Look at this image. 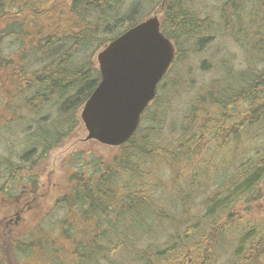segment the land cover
Returning a JSON list of instances; mask_svg holds the SVG:
<instances>
[{
	"label": "trees",
	"instance_id": "obj_1",
	"mask_svg": "<svg viewBox=\"0 0 264 264\" xmlns=\"http://www.w3.org/2000/svg\"><path fill=\"white\" fill-rule=\"evenodd\" d=\"M162 1L164 16L160 28L175 48L174 61L161 81L167 88L176 85L178 74L174 71L183 45L196 39L200 47L210 32L203 25L205 20L197 18L184 0ZM141 3L142 0H0L2 110L7 116L15 114V108L28 110L30 115H36L45 105L54 110L55 118L47 116L50 123L36 121L27 129L22 155L30 175L27 186L33 183L31 173L40 161L69 140L78 127L77 111L100 80L92 63L94 56L115 37L148 17ZM220 11L221 29L229 34L236 30V35L245 37L233 38L239 46L247 44L249 68L224 72L221 81L212 82L190 100L177 131L170 137L165 135L158 112L163 100L159 103L156 95L144 111L137 131L126 144L116 148V155L93 159L87 167L79 165L73 170L72 186L56 201L65 216L58 233L51 237L42 264H63L59 256L62 249L66 257L71 255L73 264H217V256L225 250L229 251L225 264H264V220L247 221L243 212L248 210L239 208L240 204L264 200V142L262 151L255 147L264 140V0H228ZM246 26L253 29L250 35ZM4 39L8 40L6 44L2 43ZM208 105L210 112L206 114ZM212 108L219 109V114L215 117L217 127L210 134L219 144H210L211 158L219 149L232 148L236 153L231 154V162L221 161L228 167L217 168L212 191L194 197L201 211L182 226L177 217L172 219L171 211L176 208L173 200L156 197L158 190L161 194L170 191L157 174L167 167H178L184 160L192 166L193 182L186 185L185 180L175 177L183 198L200 192L192 173L198 170V150L207 142L201 141L209 128L199 126L198 120L210 117ZM221 157L220 154L216 159ZM81 167L89 168V172ZM10 175L4 173V181ZM26 192L30 206L38 198L37 183L32 190L26 188ZM166 223L174 228L164 236L163 248L156 229H164ZM32 245L30 241L26 245L15 243L12 259L31 257ZM40 245L46 246V242L39 239L37 247ZM6 264L16 263L9 259Z\"/></svg>",
	"mask_w": 264,
	"mask_h": 264
},
{
	"label": "rangeland",
	"instance_id": "obj_2",
	"mask_svg": "<svg viewBox=\"0 0 264 264\" xmlns=\"http://www.w3.org/2000/svg\"><path fill=\"white\" fill-rule=\"evenodd\" d=\"M157 1L158 0H142L141 5L143 4V13L145 12L148 17L156 15L161 21V18L164 16V1ZM184 1L195 16L197 14V18L205 20L203 25L209 30L210 34H207L204 38L205 42L200 47L197 44L196 39L194 42H188L189 44L186 43L184 45L180 54V63H177V68H175L174 71L175 75L178 74V76L175 77L176 85L163 88V84L161 83V86L157 91V95H159L158 102L160 103L161 99L163 100V102L161 101L162 104L158 111L159 116L163 120L164 127L166 128L165 135L168 134L167 136L169 137L177 131L178 126L182 121V115L189 107V101L195 98L197 93H203L206 90L205 88H208L212 82L221 81L222 75L226 71L237 72L249 68L248 61L246 60L247 44L242 43V46H239V44L236 43V39L233 38L236 34V30L235 34L233 32L229 34L221 29L222 24L219 23V14H221L219 8H221L222 4L228 0ZM209 23H211V28H209ZM246 27L248 29L247 35H250L253 29H250L249 26ZM236 38L243 40L245 37L237 34ZM7 42L8 40L4 39L2 43L6 44ZM5 52L6 50H4V53ZM247 55L249 56L250 53L248 52ZM92 63L97 68L96 55L92 59ZM1 99H4L2 92H0V100ZM207 107L205 108L206 114L210 112V106L208 105ZM80 110L81 108L76 114L78 127L72 132L69 140L48 153L46 157L40 161L38 167L31 173L33 183L30 186H27L26 181L30 175L26 173L25 164L22 160V150L24 147V138L27 136V129L30 125L36 123V121L39 123H50L47 116L55 118L53 117L54 110L50 105H45L36 115H30L31 112L28 110L15 108V114L7 116V112L2 110L0 102V220L4 219L5 215L12 214V210L15 207V195H18L20 191L26 188L30 190L34 189L35 183H37L39 187L38 198L30 206L27 205L20 226L12 231L10 238L7 237L2 240L0 246V264H6V261L9 259L16 264H42L44 258H47L46 255L48 253V246L51 237L54 238L56 236L59 231L61 219L65 216L64 209L57 205L56 201L64 196L72 186V182L69 178L72 171L74 170L75 172V170L79 168V165H85L87 167V164L91 163V160L93 159H109L116 155V148L103 146L95 141H85L87 132L80 119ZM211 112L212 115L210 117H204L203 119L198 120L199 126L202 124L209 128V131H207L204 139L201 141L207 142H203L202 145H200V150H198L199 154L197 155V162L199 165L195 167L198 168V170L192 173V175H195L198 187L201 189L200 192H197L196 195L192 193L191 197L188 199L183 198L184 195H182L181 191L182 187L177 184V181L179 180L175 177L185 180V183L187 181V184L189 183V185L190 182H193L191 177L192 166L184 160L180 162L178 167H167V169L162 171V174H157L161 184L170 191H168V193L164 191V193L161 194L160 190H158L156 192V197L160 200L166 198L169 199V201L173 200V206L176 208L171 211L173 216L172 219L177 217V222H181V224H183L182 226H185L188 220L193 219V217L201 211V208L196 205L197 202L193 200L194 197L196 198L200 193L212 191L216 185L214 175L218 172L217 168L223 170L224 167H228L221 161L225 160L228 161L227 163L231 162V154L233 155V153H236L232 151V148L231 150L219 149L214 152L215 158H211L212 151H208L211 149L210 144L214 143L215 147L219 144L217 143L216 137L210 134V132L213 133L215 127H217L215 117L219 114V109L212 108ZM18 117L25 119L16 121L15 119ZM3 122L6 123L3 124ZM263 142L264 140H261L260 143H256L255 147H260V150L262 151L261 146ZM220 154L222 157L217 160L216 158ZM226 154L229 155L225 156ZM21 164L22 166H20ZM6 168L8 171H5ZM82 169L85 170V173L89 172V168ZM233 169L234 166L230 168V171H233ZM8 172L12 175V179H10V175L7 179L8 181H4L3 174ZM172 176L174 177V180L171 178ZM13 188H15V195L9 194L11 197L9 198L5 192H11ZM161 189H163L162 185ZM262 189L264 192V183L262 184ZM239 208L243 211L246 209L248 210L247 212H243L247 221L257 223L264 220V200L250 205L240 204ZM170 223H166L164 229H156L157 240L161 243L163 248L165 247V245H163L164 236L167 234V231H171L174 228ZM39 239L43 243L46 242V246L40 245L37 247ZM17 241H21L23 245H26L27 242L30 241L33 244L30 253L33 255L29 258L20 256L18 261H14L12 257L15 252L12 253V250L14 249L12 246L14 242ZM64 250L66 251V248H64ZM228 255L229 251L225 250L221 256H217V264H225ZM59 256L63 264H73L71 255L69 254V256L66 257V253L63 249L59 251Z\"/></svg>",
	"mask_w": 264,
	"mask_h": 264
},
{
	"label": "water",
	"instance_id": "obj_3",
	"mask_svg": "<svg viewBox=\"0 0 264 264\" xmlns=\"http://www.w3.org/2000/svg\"><path fill=\"white\" fill-rule=\"evenodd\" d=\"M174 53L156 15L125 30L100 50L96 55L100 81L80 111L85 141L112 148L126 144L155 98Z\"/></svg>",
	"mask_w": 264,
	"mask_h": 264
},
{
	"label": "flooded vegetation",
	"instance_id": "obj_4",
	"mask_svg": "<svg viewBox=\"0 0 264 264\" xmlns=\"http://www.w3.org/2000/svg\"><path fill=\"white\" fill-rule=\"evenodd\" d=\"M5 194L8 195L9 198H11L9 194L14 195L15 188H13L11 192H5ZM26 199H27V192L26 189H23L22 191L19 192L18 195H15V199H14L15 207L12 210V214L6 215L4 219L0 220V246L2 244V240H4L7 237L10 238L12 235V231L20 226L27 207ZM17 242H14V244Z\"/></svg>",
	"mask_w": 264,
	"mask_h": 264
},
{
	"label": "bare ground",
	"instance_id": "obj_5",
	"mask_svg": "<svg viewBox=\"0 0 264 264\" xmlns=\"http://www.w3.org/2000/svg\"><path fill=\"white\" fill-rule=\"evenodd\" d=\"M139 1V0H138ZM152 1V0H151ZM225 1V0H224ZM158 2V1H157ZM215 2V1H214ZM143 3H144V1H143ZM151 3V2H150ZM216 3V2H215ZM259 4H261V3H259ZM143 5V4H142ZM205 7V6H204ZM219 7V6H218ZM138 8V7H137ZM206 8V7H205ZM146 9V8H145ZM220 9V8H219ZM149 10V9H148ZM194 10V9H193ZM216 10V9H215ZM140 11H141V9H140ZM144 11V10H143ZM206 11V10H205ZM145 13V12H144ZM203 13V12H202ZM206 13V12H205ZM219 13V12H218ZM229 13V12H228ZM205 15V14H204ZM203 15V16H204ZM220 15V14H219ZM138 16V15H137ZM145 16V15H144ZM196 16H197V14H196ZM205 17V16H204ZM140 19V18H139ZM206 21H208V20H206ZM201 23V22H200ZM246 24V23H245ZM260 24V23H259ZM202 25V24H201ZM224 25V24H223ZM247 25V24H246ZM203 26V25H202ZM211 26V25H210ZM205 27V26H204ZM218 28H221V27H218ZM251 28V27H250ZM264 28V27H263ZM205 29V28H204ZM227 29V28H226ZM178 30V29H177ZM176 31V30H175ZM216 31V30H215ZM217 31H218V29H217ZM229 31V30H228ZM174 32V31H173ZM221 32V31H220ZM227 32V31H226ZM172 33V32H171ZM178 33V32H177ZM257 33V32H256ZM255 34V33H254ZM236 35V34H235ZM171 37L170 38H172V34L170 35ZM203 36H204V34H203ZM228 37V36H227ZM249 37V36H248ZM254 37H256V36H254ZM116 38V37H115ZM217 38V37H216ZM223 38V37H222ZM175 39V38H174ZM181 41V40H180ZM183 42V41H182ZM181 42V43H182ZM215 44V43H214ZM184 46V45H183ZM213 48V47H212ZM255 51H256V49H255ZM94 52V51H93ZM215 52V51H214ZM218 52V51H217ZM233 53V52H232ZM235 54V53H234ZM178 55V54H177ZM215 58V57H214ZM198 59H199V57H198ZM257 59V58H256ZM199 65V64H198ZM233 65V64H232ZM245 67V66H244ZM214 68V67H213ZM237 69V68H236ZM244 69V68H243ZM242 72V71H241ZM199 74V73H198ZM202 77V76H201ZM195 81V80H194ZM163 83V82H162ZM201 85V84H200ZM95 86V85H94ZM195 91V90H194ZM191 94H192V92H191ZM184 95V94H183ZM197 95H198V93H197ZM191 96V95H190ZM33 97V96H32ZM188 97V96H187ZM198 100V99H197ZM193 101V100H192ZM177 102V101H176ZM190 103V102H189ZM177 110V109H176ZM209 112V111H208ZM211 114V113H210ZM226 114V113H225ZM197 115V114H196ZM199 117V116H198ZM237 119V118H236ZM235 119V120H236ZM26 121V120H25ZM236 123H238V122H236ZM10 132V131H9ZM168 135V134H167ZM167 137V136H166ZM159 139V138H158ZM21 142V141H20ZM157 143V142H156ZM4 144V143H3ZM18 144V143H17ZM178 144V143H177ZM11 146V145H10ZM158 147H160L159 145H158ZM16 148V147H15ZM7 149V148H6ZM159 149V148H158ZM168 149V148H167ZM4 150V149H3ZM21 150V149H20ZM173 150V149H172ZM2 151V150H1ZM23 151V150H22ZM182 151V150H181ZM184 151V150H183ZM20 152V151H19ZM159 152V151H158ZM188 153V152H187ZM6 154V153H5ZM4 154V155H5ZM181 155V154H180ZM16 156V155H15ZM18 156V155H17ZM21 156V155H20ZM166 156V155H165ZM5 157V156H4ZM181 157V156H180ZM191 157V156H190ZM249 157V156H248ZM160 158V157H159ZM179 158V157H178ZM186 158V157H185ZM184 158V159H185ZM8 159V158H7ZM77 159V158H76ZM38 160V159H37ZM146 160H148V159H146ZM163 160V159H162ZM176 160V159H175ZM189 160V159H188ZM24 161V160H23ZM84 161V160H83ZM141 161V160H140ZM124 163V162H123ZM69 164V163H68ZM124 165V164H123ZM20 166H22V164L20 165ZM144 166V165H143ZM148 166V165H147ZM75 167V166H74ZM83 167V166H82ZM81 167V168H82ZM115 168V167H114ZM117 168V167H116ZM121 168H122V166H121ZM33 169V168H32ZM78 169V168H77ZM136 169V168H135ZM112 170V169H111ZM145 170V169H144ZM150 170V169H149ZM116 172V171H115ZM139 172V171H138ZM137 172V173H138ZM102 173V172H101ZM144 173V172H143ZM148 173V172H147ZM78 174V173H77ZM90 174V173H89ZM114 176H115V174H114ZM162 176V175H161ZM160 176V177H161ZM70 178V177H69ZM74 179V178H73ZM91 179V178H90ZM98 179V178H97ZM116 180V179H115ZM121 180V179H120ZM123 180V179H122ZM121 180V181H122ZM40 182V181H39ZM86 182V181H85ZM157 182V181H156ZM197 182V181H196ZM87 183V182H86ZM117 183V182H116ZM126 183V182H125ZM136 183V182H135ZM139 183H140V181H139ZM138 183V184H139ZM159 183V182H158ZM19 184V183H18ZM17 184V185H18ZM154 184H156V183H154ZM186 184H187V181H186ZM64 185V184H63ZM187 185H189V184H187ZM133 186V185H132ZM185 186V185H184ZM188 187V186H187ZM190 187V186H189ZM192 187V186H191ZM119 188V187H118ZM156 188V187H155ZM19 189V188H18ZM124 189V188H123ZM198 189V188H197ZM138 192V191H137ZM187 192V191H186ZM154 193V192H153ZM161 193V192H160ZM168 193V192H167ZM131 194V193H130ZM145 194V193H144ZM163 194V193H162ZM187 194V193H186ZM192 194V193H191ZM15 195V194H14ZM180 195V194H179ZM127 196V195H126ZM157 196V195H156ZM186 196H188V194L186 195ZM118 197V196H117ZM160 197H162V196H160ZM166 197V196H165ZM6 198V197H5ZM154 199H155V197H154ZM167 199V198H166ZM58 200V199H57ZM158 200V199H157ZM124 201H126V200H124ZM176 201V200H175ZM70 203V202H69ZM155 203H157V202H155ZM119 204V203H118ZM159 205V204H158ZM161 205V204H160ZM64 206V205H63ZM183 206V205H182ZM67 207V206H66ZM159 207V206H158ZM161 207V206H160ZM184 208V207H183ZM10 209V208H9ZM158 209V208H157ZM163 209V208H162ZM161 209V210H162ZM122 210V209H121ZM199 210V209H198ZM57 211V210H56ZM64 211V210H63ZM158 211H160V210H158ZM181 212V211H180ZM60 213V212H59ZM65 213V212H64ZM71 214V213H70ZM57 215V214H56ZM148 215V214H147ZM6 216V215H5ZM30 216V215H29ZM150 216H152V215H150ZM164 216V215H163ZM46 217V216H45ZM57 218V217H56ZM145 218V217H144ZM148 219H149V216H148ZM144 220V219H143ZM160 220V219H159ZM138 222V221H137ZM142 222V221H141ZM42 223V222H41ZM70 223V222H69ZM140 223V222H139ZM152 223V222H151ZM176 223V222H175ZM98 224V223H97ZM154 224V223H153ZM243 224V223H242ZM263 224V223H262ZM247 225V224H246ZM146 226V225H145ZM61 227V226H60ZM237 227V226H236ZM51 228V227H50ZM145 228V227H144ZM246 228V227H245ZM49 231V230H48ZM243 231V230H242ZM260 231V230H259ZM135 232V231H134ZM49 233V232H48ZM21 234V233H20ZM24 234V233H23ZM228 236V235H227ZM226 237V236H225ZM24 240V239H23ZM229 240V239H228ZM234 240V239H233ZM21 242V241H20ZM24 242V241H23ZM36 243V242H35ZM231 243V242H230ZM25 244V243H24ZM156 252V251H155ZM145 260V259H144ZM147 260V259H146ZM157 263V262H156ZM145 264V263H144ZM222 264V263H221Z\"/></svg>",
	"mask_w": 264,
	"mask_h": 264
}]
</instances>
